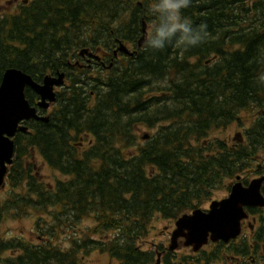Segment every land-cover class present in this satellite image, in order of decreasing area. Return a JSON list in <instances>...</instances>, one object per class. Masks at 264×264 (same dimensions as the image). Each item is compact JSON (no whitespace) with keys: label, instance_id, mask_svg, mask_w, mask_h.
Listing matches in <instances>:
<instances>
[{"label":"trees","instance_id":"trees-1","mask_svg":"<svg viewBox=\"0 0 264 264\" xmlns=\"http://www.w3.org/2000/svg\"><path fill=\"white\" fill-rule=\"evenodd\" d=\"M140 1L33 0L0 13V81L9 67L41 81L62 67L72 73L75 55L81 65L62 99L71 106L55 108L48 122L27 121L29 131L15 136L8 173L14 191L0 200V224L9 211L44 215L35 222L38 242L0 230V264H85L81 253L91 249L114 264H151L155 251L142 245L151 220L199 206L248 167L249 128L233 149L221 140L200 143L264 107V0H204L201 13L189 6L183 15L206 25L204 40L191 48L166 42L163 50L138 47L142 21L159 22L152 0ZM119 43L136 53L114 57ZM83 48L99 54L96 66L80 56ZM141 125L156 127L145 141ZM83 135L90 136L85 147ZM34 151L64 177L52 189L36 175ZM86 218L93 225L77 227ZM69 227L78 234L64 247L60 233Z\"/></svg>","mask_w":264,"mask_h":264},{"label":"water","instance_id":"water-1","mask_svg":"<svg viewBox=\"0 0 264 264\" xmlns=\"http://www.w3.org/2000/svg\"><path fill=\"white\" fill-rule=\"evenodd\" d=\"M139 39L141 44L144 35ZM117 51L132 54L123 43L114 53L116 54ZM86 52L87 49H84L80 53ZM64 76V72L57 71L55 75L45 74L42 81L38 82L30 74L16 67H9L3 72L0 81V187L5 183L8 165L13 160L15 152L13 137L18 131L28 130L23 121L34 119L48 122L49 120L47 115H40L38 108L28 102L25 96L26 87L31 88L39 96L37 106L46 110L50 103L55 101L54 88L64 83ZM236 179L237 181L231 185L228 196L211 201L208 209H194L175 221V228L171 232L170 249L178 247L180 238H184L185 245L198 249L209 238L213 241H228L238 235L241 220L247 217L244 207L262 205L264 199L259 193L257 182L252 181L244 185L240 181V176Z\"/></svg>","mask_w":264,"mask_h":264},{"label":"flooded vegetation","instance_id":"flooded-vegetation-1","mask_svg":"<svg viewBox=\"0 0 264 264\" xmlns=\"http://www.w3.org/2000/svg\"><path fill=\"white\" fill-rule=\"evenodd\" d=\"M14 2H23L25 5L31 3L33 0H13ZM10 2V1H9ZM18 2V3H19ZM199 8L197 9V7ZM205 2L204 0L196 1L190 3V13L193 11L201 13L205 11ZM196 7V8H195ZM132 48V45L129 47ZM121 53V52H118ZM125 55L124 53H121ZM118 55V54H117ZM87 60V58H86ZM85 60V62H86ZM98 59L92 58L90 61H87L88 67L96 66ZM69 64L73 66V73H65V79L63 85L55 87L56 99L51 103L46 110L40 109L36 105L39 100V96L34 92L31 93L29 102L31 105L38 108L40 114H49L54 108H67V102L65 105L62 101L63 97H68L71 92V81L72 77L77 74V69L81 66L80 59L78 55H75L72 59V63L69 61ZM103 67H110L106 64L101 63ZM75 72V73H74ZM78 94V89L74 90ZM95 96L93 91H91L90 100L95 102ZM75 102V108L78 106V96L76 95L73 98ZM71 106V105H68ZM69 108V107H68ZM252 117L249 126V149L248 157L249 164L248 167L243 169L241 177L242 181L245 184H249L254 181L258 183V190L262 198L264 199V107L252 109ZM165 121H162L164 123ZM145 140L149 139V136L146 135ZM244 137L236 133L233 144H228L229 139H226V144L230 145V148H234L242 142ZM79 144H82V141H79ZM203 147L206 146V141L201 142ZM239 173H235L232 177L225 178L219 184L220 188H225V190H230L231 182L234 180V177ZM41 178V177H40ZM46 189V187H43ZM248 217L242 222L243 233L245 230L248 232L251 230L250 238L247 242H231L234 245H237L233 248L229 247L230 243L222 242H208L201 249L194 250L192 248H181L178 250H169L163 249L157 253L158 264H264V204L249 206ZM12 215H15L14 211H9ZM36 218V217H35ZM248 232H245L243 236L245 237ZM242 235V234H241ZM238 245H244L246 247H240ZM185 249V250H184ZM184 250L186 252H181Z\"/></svg>","mask_w":264,"mask_h":264},{"label":"rangeland","instance_id":"rangeland-1","mask_svg":"<svg viewBox=\"0 0 264 264\" xmlns=\"http://www.w3.org/2000/svg\"><path fill=\"white\" fill-rule=\"evenodd\" d=\"M10 1V2H9ZM19 2V1H18ZM18 2H14L13 0H0V12H3L4 9L13 10L17 7ZM152 27L151 23H148L147 26L145 25L146 31H150ZM250 112L253 114L252 109ZM251 121V118H250ZM249 121H240L239 123L236 122L234 124H231L229 127L224 128L223 130H215L212 135L209 136V138H212L214 136H217L219 138H223L224 140L229 139V143L233 144V140L236 133H243L244 126H247ZM142 129L145 131H153L154 128H148L146 126H142ZM140 136V134H139ZM90 138V136L88 135ZM88 137H85L83 140V147L86 146V143H88ZM228 141V140H226ZM33 162H35V165L37 166L38 173L40 174L41 179L46 182L48 185H52L54 182V179L56 177L62 178L58 175V172L55 170H52L41 158V156L38 153H35L34 158H31ZM63 179V178H62ZM11 186L9 184H6L3 188H0V200H3V198L7 197V194L11 192ZM227 194V191L222 189H216L210 192L208 199L204 201V203L201 205L203 207H206L207 204L212 199H220L223 196ZM48 209H51L48 207ZM26 213L24 216L20 212L18 216L12 215V213H4L1 217L2 223L0 224V230L2 232V235L10 237H24L25 239H30L34 242L40 241L38 238H34V234L32 233L33 228L35 227L36 219L35 217L38 215L37 212ZM163 219L161 218V215H157L156 218L151 220L150 226H149V232L146 239L143 240L142 245L146 248H152L155 249V246L164 243L165 245H168L169 243V231L172 228V220ZM45 220L51 221V217L48 215V213L45 214ZM93 219L92 218H86L83 219L81 222H77V227H86L89 225H93ZM44 224V223H42ZM65 232V233H64ZM64 232L60 233V236L62 238L63 246H69L68 237H74V235H77L78 233L73 231L70 227L66 230L64 228ZM184 246H180L179 248H183ZM185 250V249H184ZM184 250H181V252H186ZM8 251V250H7ZM8 253V252H7ZM5 252V254H7ZM3 257H6L5 255H1ZM82 259L85 264H114L115 261L110 258V256L107 253H104L100 251L99 249H91L87 253L82 252L81 253Z\"/></svg>","mask_w":264,"mask_h":264},{"label":"clouds","instance_id":"clouds-1","mask_svg":"<svg viewBox=\"0 0 264 264\" xmlns=\"http://www.w3.org/2000/svg\"><path fill=\"white\" fill-rule=\"evenodd\" d=\"M191 0H152L149 11L159 17L144 40V47L163 50L179 42L184 48L195 47L205 38L206 25H194L183 15ZM167 42V46H166Z\"/></svg>","mask_w":264,"mask_h":264},{"label":"bare ground","instance_id":"bare-ground-1","mask_svg":"<svg viewBox=\"0 0 264 264\" xmlns=\"http://www.w3.org/2000/svg\"><path fill=\"white\" fill-rule=\"evenodd\" d=\"M191 1H192V0H191ZM140 2H141L140 0H136V3H138L137 5H140ZM148 33H149V31H146V29L143 31L142 35H144V40H145L146 36L148 35ZM142 35H141V36H142ZM140 38H141V37H140ZM139 40H140V39H139ZM144 40L142 41L141 44H139V41H138V47H141V46L144 45ZM135 53H136V51H135ZM135 53H134V54H135ZM134 54H133V55H134ZM133 55H132V56H133ZM68 57H69V55H68ZM70 58H71V57H70ZM69 60H70V59H69ZM67 61H68V60H67ZM67 61H66V62H67ZM210 62H211V61H208L207 63H210ZM61 63H62V62H61ZM71 63H72V61H71ZM103 64H104V63H103ZM65 68H66V67H65ZM56 69H57V68H56ZM61 70H63V67H62ZM65 70H66V69H65ZM72 73H73V72H72ZM74 73H75V72H74ZM52 74H53V73H52ZM70 74H71V72H70ZM77 74H79V73L77 72ZM75 76H76V75H75ZM77 77H78V76H77ZM81 77H82V76H81ZM79 78H80V77H79ZM72 79H73V78H72ZM79 80H80V79H79ZM172 95H173V94H172ZM78 108H79V106H78ZM168 123H169V122L165 121L163 124H168ZM249 126H250V125H249ZM249 126H248V127H249ZM208 134H209V132H207L205 136H207ZM239 134H241V135L243 136L242 133H239Z\"/></svg>","mask_w":264,"mask_h":264}]
</instances>
